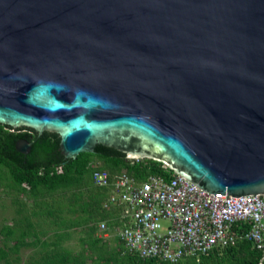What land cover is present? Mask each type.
I'll return each mask as SVG.
<instances>
[{"label": "water", "instance_id": "water-1", "mask_svg": "<svg viewBox=\"0 0 264 264\" xmlns=\"http://www.w3.org/2000/svg\"><path fill=\"white\" fill-rule=\"evenodd\" d=\"M0 124L264 195V0H0Z\"/></svg>", "mask_w": 264, "mask_h": 264}, {"label": "trees", "instance_id": "trees-1", "mask_svg": "<svg viewBox=\"0 0 264 264\" xmlns=\"http://www.w3.org/2000/svg\"><path fill=\"white\" fill-rule=\"evenodd\" d=\"M19 140L31 144L28 154L16 151ZM59 142L55 133L39 135L29 128L0 124V191L9 195L15 207L11 224L0 230V263L171 264L142 260L113 235H99L102 222L107 232L116 230L119 212L104 208L111 185L93 186L92 176L105 171L112 183L125 173L140 182L150 175L168 179L175 175L173 171L154 159L128 158L103 145L66 159ZM252 225L251 221L239 222L236 229L248 233ZM24 248L33 249L26 259L20 253ZM262 256L254 241L243 236L233 246L199 258H183L176 264H264Z\"/></svg>", "mask_w": 264, "mask_h": 264}, {"label": "built area", "instance_id": "built-area-1", "mask_svg": "<svg viewBox=\"0 0 264 264\" xmlns=\"http://www.w3.org/2000/svg\"><path fill=\"white\" fill-rule=\"evenodd\" d=\"M92 182L111 185L104 208L119 212L116 230L107 232L102 222L99 235H113L142 260L176 264L233 246L243 236L254 241L264 259V195H216L176 174L137 182L122 173L110 183L107 172L97 171ZM249 221L250 231L240 234L236 224Z\"/></svg>", "mask_w": 264, "mask_h": 264}, {"label": "rangeland", "instance_id": "rangeland-1", "mask_svg": "<svg viewBox=\"0 0 264 264\" xmlns=\"http://www.w3.org/2000/svg\"><path fill=\"white\" fill-rule=\"evenodd\" d=\"M93 186L94 183H93ZM10 198L9 195L5 196L2 194V192L0 191V230L5 227L8 226L9 224H11L13 216H14V209L15 207L13 206V204L10 202ZM0 237H1V233H0ZM77 237V236H75ZM74 242V244L76 243L75 240L72 241ZM71 244V243H69ZM33 249L31 248H24L21 250V257L23 259H26V257L32 253ZM2 264V263H0Z\"/></svg>", "mask_w": 264, "mask_h": 264}]
</instances>
